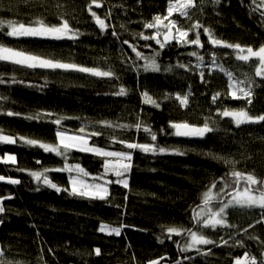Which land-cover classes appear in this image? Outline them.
Segmentation results:
<instances>
[{
    "label": "trees",
    "instance_id": "16d2710c",
    "mask_svg": "<svg viewBox=\"0 0 264 264\" xmlns=\"http://www.w3.org/2000/svg\"><path fill=\"white\" fill-rule=\"evenodd\" d=\"M172 1L97 0L101 6L92 4V11L109 25L107 30L101 31L87 10L91 0H0V19L4 21L35 26L33 21L43 19L46 24H56L58 14L63 13L82 33L75 41L0 34V43L85 67L102 70L112 67L120 77L117 80L76 71L32 70L0 62V76L6 81L0 84V135L55 144L57 126L50 121L62 116L60 127L69 133H77L81 126H85L86 133L101 132L102 135L89 140L90 144L108 151H126L122 144L112 143L113 139H123L155 143L183 153L152 154L134 150L128 173L129 188L109 185L110 195L105 201L57 192L43 183V177L37 181L30 175L48 168L46 175L52 183L60 188L70 187L67 172L51 170L64 166L63 157L19 140L15 144L0 143L1 157L6 154L16 157L15 164L0 160V176L6 179L0 181V207L4 209L0 212L3 264H148L151 260H158L160 264H176L177 260L181 264H234V258L242 257L245 251L259 260L264 249V223H256L261 212L258 209H229L227 221L235 227H217L215 231L202 229L216 244L201 245L199 251L180 250L187 240L186 233L172 234L171 239L164 235L168 227L196 230L191 219L192 209L202 203L203 193L209 190L211 183L233 167L264 179V121L236 127L231 117L221 118L216 112L217 108L221 111L227 108L243 109L252 116L264 114V79L255 77L258 86H254L252 104L248 105L227 97L226 72L231 71L237 78L244 72L253 74V61L246 63L247 69L251 68L249 72L242 70L239 64L245 62L235 59L232 49L213 48L203 29H200L203 48L181 47L174 40L160 49L155 40L140 38L141 32L149 36L155 33V29H146L144 24L152 22L156 15L166 16ZM253 8L264 11V3L221 0L215 6L205 0L202 10L190 11V19L177 14L174 20L183 29L199 21L212 30L215 38L256 50L264 45V18ZM8 30L5 26L4 32ZM113 31L116 36L112 35ZM160 38L162 40V36ZM192 38L190 33L189 39ZM125 40L129 43L124 44ZM129 45L137 46V51L147 57L159 52L157 62L161 71L144 72L145 61L136 59ZM193 51L204 55L205 63L208 53L215 52L224 71L216 68L209 75L204 68V79L208 83H202L201 69L196 67L199 62L189 55ZM180 63L189 65L190 70L178 67ZM169 68L171 70L166 71ZM11 77L23 83H7ZM120 86L127 89L126 96L113 95ZM189 88L187 109L181 108L174 98L162 99L165 94L173 97L176 93L187 94ZM144 91L161 106L156 108L143 103L141 93ZM216 92L221 96L212 104L211 97ZM8 111L19 115L8 116ZM37 113L52 116L39 121L25 118ZM138 116L157 133L155 142L143 129L137 132L134 128L100 123L132 125ZM205 117L210 118V124L217 130L203 139L170 134L173 131L168 127L170 121L202 125ZM161 128L169 134H161ZM213 156L236 163L225 164ZM103 162L102 157L75 149L70 151L67 160L68 164L78 163L89 173L87 178L103 173ZM114 178L111 174L110 179ZM9 179L20 183H9ZM218 188L219 184L212 191ZM102 223L123 226L121 235L100 232ZM221 236L228 241L226 245L220 241ZM158 237L164 239L163 244ZM241 241L244 247H240ZM95 248L101 250L99 256L92 254Z\"/></svg>",
    "mask_w": 264,
    "mask_h": 264
},
{
    "label": "snow or ice",
    "instance_id": "6c2138e0",
    "mask_svg": "<svg viewBox=\"0 0 264 264\" xmlns=\"http://www.w3.org/2000/svg\"><path fill=\"white\" fill-rule=\"evenodd\" d=\"M39 2V0H37ZM208 3L212 5L218 6L221 3V0H207ZM205 0H200L198 4V0H178L177 4L169 3L167 8V15L163 18L160 15H156L153 18V21L150 23L144 24V28L146 29H155V33L151 36L144 35L143 32L140 33V38L145 41L155 40L156 44L159 45L160 49H163L166 44L170 43L172 40H175L177 44L181 47L187 45H195L198 48H203V44L201 43L200 38V29H203L204 33L208 37L209 43L213 48L223 47L227 49H232L235 55V59L238 61H243L245 63L255 60V63L251 65L253 68V74L248 75L244 74L243 79H239L234 76L231 71L226 72V76L228 79V92L227 97L231 99H244L246 100L248 105L252 104V95H253V87L258 86L256 84L255 77H259L264 79V45H261L258 49L254 50L253 47H242L239 43L231 44L226 43L220 39L215 38L214 33L208 27H205L202 23L197 21L195 24H192L189 28L183 29L178 26V21L169 19L172 17L173 13H179L181 17L191 18L190 11L192 9H201L203 8ZM252 4L264 3V0H250ZM92 4H95L97 7L101 5L97 4V0H91V4L88 5V11L91 16L95 18L96 24L99 26L101 31H105L108 28V24L105 23L104 19H101L97 16L95 11H92ZM59 7V6H58ZM253 11L260 12L262 18H264V11H261L259 8H253ZM108 15H111V11H109ZM167 20L168 23H164ZM35 26L31 24L26 26L23 23H17L15 21H4L0 19V34H4L7 37H37V38H46L52 40H77L78 37L82 34L79 29L74 28L69 19L65 18L63 13L58 14V23L56 24H46L43 19H39L32 22ZM5 26L8 31L4 32ZM192 33V39H189V34ZM113 36H116L117 33L113 31ZM161 36L163 39L161 40ZM124 44H128L127 40L123 41ZM132 48V51L136 53V59L144 60L145 63L142 65L144 72H160L161 67L157 62V57L159 56V52H155V55L152 57L145 56L142 52L137 51V46L129 45ZM150 47V46H149ZM155 51V50H154ZM189 55L196 57L198 60L197 68L201 69L199 72V77L202 83L207 84L208 82L204 79V68L208 69L209 75H211L212 71L216 68H219L221 71L224 69L218 63V57L215 52L208 53V61L205 63L204 55H201L198 52H191ZM226 55V54H225ZM0 62L10 63L15 66H20L22 68L27 69H43V70H61V71H76L80 73L90 74L95 77H108L115 78L117 80L120 79L117 74V70L108 67L107 69H101L99 67H85L82 65H78L75 63H67L62 60L46 57L44 55H37L27 52L25 50H17L12 47L5 46L3 43H0ZM178 67L184 68L186 71L190 70L189 65L180 63ZM171 69H166V71H170ZM139 71V69H137ZM6 83L5 79L0 76V84ZM7 83H23V81H17L15 77H11ZM128 91L123 86H120L117 91L113 93L116 96H126ZM191 95V89L189 88L188 93L181 95L180 93H176L173 96L170 94H165L162 98L163 100L174 98L181 108L187 109L189 107V96ZM142 102L151 104L152 106L159 108L161 106L160 102H157L156 99H153L149 96L147 91L141 93ZM221 93L216 92L211 97L212 104H216L220 99ZM143 110L141 109V112ZM217 114L223 117H231L234 121L236 127H239L241 124L247 123H259L264 121V114L260 115H249V113L243 109L240 110H228L227 108L221 111L220 108L216 109ZM8 116L19 115L18 113H13L11 111L6 112ZM51 113H37L35 116L25 117L26 119H36L42 120L44 117H51ZM64 117H57L56 119L51 120L50 122L57 126L55 130V136L57 138V143H46L41 142L37 139H29L25 137H13L11 135H0V143L6 144H15L17 140L22 143L39 147L45 153H54L56 156L63 157L64 166L61 168L51 169L53 171L59 172H67L69 174L68 179L70 183V187L68 188H60L55 183H52L46 173L50 171V169L45 168L43 172L33 171L30 173L37 181L41 180L43 177V183L48 185L49 187L55 189L57 192L65 191L68 192L69 195L79 196L82 198L88 199H99V200H107L110 192L109 185L117 184L122 185L123 188L128 189V173L132 168V157L133 151L139 150L142 153H165L172 151L176 154H183L178 149H166L164 147H160L155 143H139L136 141H127V140H116L113 139L112 143H120L124 146L126 151H108L103 147H98L95 144L89 146V140L92 137H97L102 135L101 132H85V126H81L77 133L69 135L66 130H63L61 126V122ZM210 118L205 117L204 123L202 125L191 124L187 121L181 122H169L168 127L173 131L170 133L171 135L177 137H187V138H201L203 139L208 133H212L217 129L213 127L210 122ZM101 124H105L109 127H120L125 129L134 128L137 132L141 129L145 133L148 134L152 142L157 140V133L152 131L151 125L145 123L138 116L137 122L132 125H121V124H111L106 121H101ZM161 134H169L165 133L163 128L160 129ZM77 150L80 152H91L98 157L104 158L103 162V173L99 176L92 177V183H88L84 177L89 176V173L77 164H68V154L71 150ZM214 159L221 160L225 164L235 165L236 161L228 160L221 156H213ZM0 160L3 162H11L13 164L16 163L15 155H5V157H0ZM39 163V161H37ZM75 172L77 175H72ZM111 173L115 178L108 179V174ZM5 177L0 176V180H4ZM9 183L18 184L19 180L9 179ZM219 184L218 190L213 194V189H217V185ZM127 197H125L126 199ZM118 207V206H117ZM247 208L253 209L258 208L261 210L260 218L256 220L257 224L264 223V179L257 178L254 174L245 173L238 170H235L233 167L230 171L225 172L218 180H214L208 191L203 193L202 203L196 205L192 209L191 219L196 225V230L192 228H183V227H168L164 233L168 239L172 238V234L177 236L184 235L186 233L187 240L185 244L180 247L182 252L189 251L190 249L197 248L198 245H213L216 242L212 239H209L202 229H211L215 231L217 227L229 228L235 227V225H230L227 221V210L229 208ZM3 207H0V212H3ZM122 227H112L108 224H100L99 231L106 232L108 235H116L120 236ZM249 227H254V225H249ZM247 232V229H244ZM252 239L253 237H249ZM158 240L161 244L164 243L163 238H159ZM220 241L222 244L226 245L228 243L227 240L221 236ZM240 247H244L243 242H240ZM51 252V250H50ZM101 250L99 248H95L93 250L94 255L99 256ZM3 250H0V264H3ZM190 259V257L188 258ZM148 264H159L158 260H151ZM176 264H181L179 260L176 261ZM234 264H264V249L260 252L259 260H257L256 256H249L248 251L243 253L242 257L234 258Z\"/></svg>",
    "mask_w": 264,
    "mask_h": 264
},
{
    "label": "rangeland",
    "instance_id": "374dc122",
    "mask_svg": "<svg viewBox=\"0 0 264 264\" xmlns=\"http://www.w3.org/2000/svg\"><path fill=\"white\" fill-rule=\"evenodd\" d=\"M178 3V0H174V1H172L171 2V4H177ZM177 14H179V13H176V12H174L173 13V15H172V17H170L169 19H173L174 20V17H175V15H177ZM164 23H168V21L167 20H165L164 21ZM162 39H163V36H162ZM255 63V60H253V64ZM247 67H248V65L246 64V63H242V64H239V68H241L242 70H245V71H247V72H249V70L251 69V68H249V69H247ZM239 71V70H238ZM244 74H247L246 72H244ZM249 75H252L251 73H249ZM244 78V75L243 76H240V78L239 79H243ZM253 89H254V87H253ZM252 99V98H251ZM235 100H237V101H243V103H246L247 104V102H246V100H244V99H235ZM240 110V109H239ZM68 134L69 135H72L73 133H69L68 132ZM89 146H92L91 144H90V141H89ZM1 157V156H0ZM2 162H3V160H1ZM11 163V162H10ZM72 175H77V173H75V172H73L72 173ZM110 175H111V173H109L108 174V176H107V178L108 179H110ZM84 179L88 182V183H92L93 181H92V178H87V177H84ZM6 179H4V180H0V181H5ZM128 183H129V179H128ZM109 187V186H108ZM213 194H215V191L213 192ZM237 208H239V207H236V208H234V209H237ZM229 209H232V208H229ZM228 209V210H229ZM247 209V208H246ZM253 209H258V208H253ZM227 210V211H228ZM258 210H260V209H258ZM103 233H106V232H103ZM107 234V233H106ZM186 242V241H185ZM185 242L182 244V246L185 244ZM200 246L201 245H198L197 246V248L198 249H200ZM193 250H197L196 248H194V249H190L189 251H186V252H191V251H193ZM159 264H160V262H159Z\"/></svg>",
    "mask_w": 264,
    "mask_h": 264
},
{
    "label": "water",
    "instance_id": "95a60500",
    "mask_svg": "<svg viewBox=\"0 0 264 264\" xmlns=\"http://www.w3.org/2000/svg\"><path fill=\"white\" fill-rule=\"evenodd\" d=\"M174 42V40H172L170 43H168L167 45H171Z\"/></svg>",
    "mask_w": 264,
    "mask_h": 264
}]
</instances>
